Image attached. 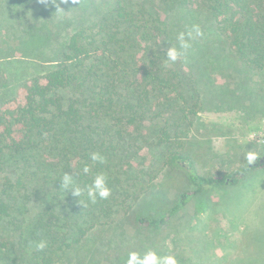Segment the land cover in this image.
<instances>
[{"label": "trees", "instance_id": "obj_1", "mask_svg": "<svg viewBox=\"0 0 264 264\" xmlns=\"http://www.w3.org/2000/svg\"><path fill=\"white\" fill-rule=\"evenodd\" d=\"M193 25L202 36L167 61ZM226 110L264 116V0H0V264H125L147 251L214 264L209 241L188 257L155 237L190 200L206 210L207 187H236L264 167L263 149L249 166L233 149L224 172L198 170L199 114ZM64 173L81 188L104 173L111 195L74 197ZM161 173L179 184L171 199L155 185ZM124 224L129 242L120 232L115 250L100 245Z\"/></svg>", "mask_w": 264, "mask_h": 264}, {"label": "rangeland", "instance_id": "obj_2", "mask_svg": "<svg viewBox=\"0 0 264 264\" xmlns=\"http://www.w3.org/2000/svg\"><path fill=\"white\" fill-rule=\"evenodd\" d=\"M20 57L19 53H15V58ZM217 79L219 83L223 81L222 77L218 76ZM199 117L203 126L198 129V133H193L189 143L199 171L215 172L221 168L224 172L229 165L225 156L233 149V152L239 155L236 158L238 164L244 161L246 155L244 146L254 153L264 150V116L243 119L237 111L226 110L202 112ZM212 125H216L218 130L220 128V133L214 131ZM208 148L214 155L212 160L207 157ZM162 175L163 173L155 185L163 183ZM165 182L167 184L163 183L161 188L167 198L171 199L175 187L179 184L172 178L166 179ZM180 188L183 190L182 185ZM187 189L193 190L191 187ZM204 196L209 204L206 210L195 212L201 209L200 203L190 200L182 211L172 217L168 225L159 231L155 238L165 248L163 250L165 252L173 250L177 255L190 257L196 247L201 250L209 241V257H213L210 252L215 250L218 258L213 259L214 264H237L231 262L237 258H244L245 264H264V167L245 176L236 187H207ZM197 225H200V229ZM131 229L132 226L128 224L118 226L117 231L112 229L110 233L104 235L105 238L100 245L110 244L113 248L110 245L109 248L115 250L117 245L115 246L114 238L118 236L117 234L123 232L129 242L133 234ZM174 236L179 238L177 246L171 241ZM111 240L113 244L110 243ZM110 249L104 251L105 259L112 254ZM206 252H203V256ZM102 263L106 264L103 258H100L98 264Z\"/></svg>", "mask_w": 264, "mask_h": 264}, {"label": "clouds", "instance_id": "obj_3", "mask_svg": "<svg viewBox=\"0 0 264 264\" xmlns=\"http://www.w3.org/2000/svg\"><path fill=\"white\" fill-rule=\"evenodd\" d=\"M47 0H45V3ZM202 36V32L197 25H193L187 32H179L176 36V46H171L165 53L167 61L175 63L183 56L191 47L189 41ZM257 155L248 151L245 155L247 165H252L257 160ZM89 159L93 163H105V157L100 153H91ZM84 174L90 172V167L86 164L82 168ZM60 188L66 192H71L74 197H81L86 194L87 201L95 204L98 200H107L111 195V189L108 187V179L104 173L95 175L90 185L84 188L78 187L75 184V178L71 174L64 173L60 181ZM46 242L41 240L35 244L36 251H42L46 247ZM125 264H178V261L173 255H157L154 251H147L143 255L137 252H129Z\"/></svg>", "mask_w": 264, "mask_h": 264}, {"label": "water", "instance_id": "obj_4", "mask_svg": "<svg viewBox=\"0 0 264 264\" xmlns=\"http://www.w3.org/2000/svg\"><path fill=\"white\" fill-rule=\"evenodd\" d=\"M261 161H263V160H261Z\"/></svg>", "mask_w": 264, "mask_h": 264}]
</instances>
